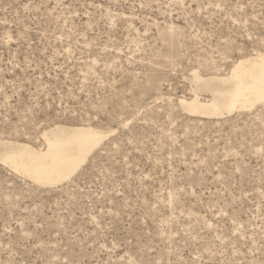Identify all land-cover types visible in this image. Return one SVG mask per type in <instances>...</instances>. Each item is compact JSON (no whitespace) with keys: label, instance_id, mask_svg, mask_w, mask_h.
<instances>
[{"label":"rangeland","instance_id":"1","mask_svg":"<svg viewBox=\"0 0 264 264\" xmlns=\"http://www.w3.org/2000/svg\"><path fill=\"white\" fill-rule=\"evenodd\" d=\"M256 51L264 0H0V137L108 132L54 186L0 162V264H264V103L181 106Z\"/></svg>","mask_w":264,"mask_h":264},{"label":"bare ground","instance_id":"2","mask_svg":"<svg viewBox=\"0 0 264 264\" xmlns=\"http://www.w3.org/2000/svg\"><path fill=\"white\" fill-rule=\"evenodd\" d=\"M191 75L194 98L181 101L190 114L229 115L264 103V51L237 58L225 74L195 69ZM203 93L210 99L204 101ZM41 135L43 147L0 137V162L38 183L54 186L73 176L108 132L92 125L56 123Z\"/></svg>","mask_w":264,"mask_h":264}]
</instances>
